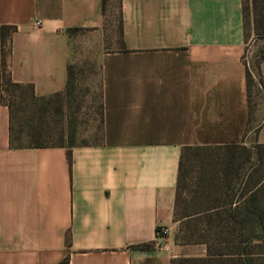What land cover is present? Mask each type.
<instances>
[{
  "label": "crops",
  "instance_id": "crops-1",
  "mask_svg": "<svg viewBox=\"0 0 264 264\" xmlns=\"http://www.w3.org/2000/svg\"><path fill=\"white\" fill-rule=\"evenodd\" d=\"M111 1L0 0L10 82L70 94V65L95 56L101 122L98 143L16 146L0 102V264L202 258L173 240L181 148L264 145V59L252 70L244 55L242 0H115L116 21ZM115 22L123 51L105 49ZM246 69L262 91L251 112ZM260 169L240 167L241 202H264Z\"/></svg>",
  "mask_w": 264,
  "mask_h": 264
},
{
  "label": "trees",
  "instance_id": "trees-1",
  "mask_svg": "<svg viewBox=\"0 0 264 264\" xmlns=\"http://www.w3.org/2000/svg\"><path fill=\"white\" fill-rule=\"evenodd\" d=\"M105 0H102V11H104ZM251 14L252 29L256 35L264 34V0H250L247 7L242 0V17L244 20V38H245V19ZM247 13V15H246ZM119 35L120 50H124L122 27H117ZM12 28L1 26L0 28V82L12 88L13 90L25 88L34 99L30 87H24L20 84L10 82L6 73V57L9 52L7 44V35ZM73 31H76L75 29ZM246 39V38H245ZM264 59V54L260 60ZM258 61V62H259ZM257 62V63H258ZM257 64L255 65V67ZM4 74V75H3ZM246 85L248 92L249 110L252 111L254 102L252 100L253 77L246 69ZM260 97L262 96L261 84L259 82ZM54 96H57L54 95ZM50 98V97H48ZM12 120L10 113V143L14 144L12 131ZM45 144H36L33 146H43ZM21 146V145H16ZM28 146V145H27ZM31 146V145H29ZM61 146V145H60ZM258 157L264 145H255ZM211 151V155L206 153ZM212 151L215 153L213 156ZM249 149L242 144H230L223 146H185L181 148L176 194L173 209V222L178 223V229L174 240L178 244H203L206 254L202 258H175L170 264H256L263 256L264 249V202L257 200V190L249 194L241 202V196L250 191V185L246 184L242 191L239 182V167L242 166V159L248 161ZM67 160L70 165V153L67 151ZM198 162L199 166L207 163L212 166H219L214 170V180L202 183V188L198 183L195 188L201 187V192L197 190L196 194L186 200L183 196L184 187L188 185L187 177L190 175L188 166L191 163ZM204 168L199 170L200 176H203ZM198 187V188H197ZM158 229L156 230V232ZM137 249H149V244L135 246ZM60 264H66L61 262Z\"/></svg>",
  "mask_w": 264,
  "mask_h": 264
},
{
  "label": "rangeland",
  "instance_id": "rangeland-1",
  "mask_svg": "<svg viewBox=\"0 0 264 264\" xmlns=\"http://www.w3.org/2000/svg\"><path fill=\"white\" fill-rule=\"evenodd\" d=\"M245 7L250 0H243ZM109 11L114 12L116 21V1L110 2ZM247 15V13H246ZM245 19V41L246 47L244 55L247 56L249 66L252 70L264 54V34L256 35L252 29L251 14ZM106 31L108 42L105 49L118 48L119 33L116 28ZM91 51V50H89ZM86 52V50H85ZM255 74V71L253 72ZM4 75V74H3ZM70 94L57 95L45 99H34L30 92L25 89L13 90L5 82H0V102L8 105L11 113L12 131L14 144L16 145H63L98 143L100 141V87L98 78V64L95 56L82 55L77 61L70 65ZM252 100L254 106L260 103L259 79L256 75L253 78ZM253 151L249 150L248 161L242 159L243 167H250L257 164L264 171V149L262 155L257 158L254 155L255 145H251ZM250 146L247 148H251ZM216 153V152H215ZM214 151H212L215 157ZM211 155V151L206 153ZM215 155V156H214ZM201 168L203 177L198 173ZM219 166H212L204 163L199 166L198 162H192L188 169L190 175L187 177L188 185L184 187L183 198L188 200L190 196L200 192L202 183L214 180V170ZM240 168V167H239ZM239 174L241 172L239 169ZM239 176V177H240ZM198 183L201 187L196 189L194 186ZM204 188V187H202ZM197 199L202 200L203 197ZM179 224L174 223L173 240L176 235ZM175 241V240H174ZM264 252V249H263ZM256 264H264V253L262 258Z\"/></svg>",
  "mask_w": 264,
  "mask_h": 264
},
{
  "label": "built area",
  "instance_id": "built-area-1",
  "mask_svg": "<svg viewBox=\"0 0 264 264\" xmlns=\"http://www.w3.org/2000/svg\"><path fill=\"white\" fill-rule=\"evenodd\" d=\"M157 236L162 238L166 235V229L163 227H159L158 231L156 232Z\"/></svg>",
  "mask_w": 264,
  "mask_h": 264
}]
</instances>
